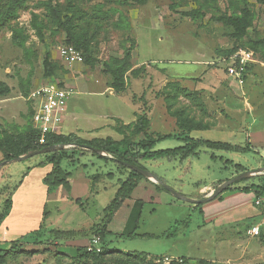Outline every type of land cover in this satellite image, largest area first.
Here are the masks:
<instances>
[{
	"label": "rangeland",
	"instance_id": "1",
	"mask_svg": "<svg viewBox=\"0 0 264 264\" xmlns=\"http://www.w3.org/2000/svg\"><path fill=\"white\" fill-rule=\"evenodd\" d=\"M44 3L57 5L62 16L75 17L79 24L77 30L87 32L92 39L95 62L73 65L62 59L60 50L66 44V31L53 23ZM194 10L202 11L203 16L193 20L183 14ZM244 10L252 13L253 23L248 35L236 40L232 36L233 27L215 17L239 14ZM34 14L38 15V23L44 25V40L33 26ZM15 22L29 36L26 42L28 53L12 41L11 26ZM262 37L264 4L257 0H147L145 3L135 0H26L18 17L0 29V81L11 87V93L0 98V124L17 123L22 129L26 127L27 118L16 114L8 119L7 116L11 115L4 111V107L18 111L25 102L29 106L19 82L31 77V91L56 84L73 90L68 103L69 129L64 127L65 132L74 130L86 139L95 136L121 138L115 126L122 122L115 116L132 120L133 112L141 113L144 108V95L151 109V132H156L157 136L175 133L176 124L167 113L163 97L173 91V87L167 84L177 81L181 86L198 91L206 107L204 112L198 106L199 102L183 96L175 100L174 109L184 108L190 116L209 124V128L195 131V136L246 146L250 143L244 129L249 124L264 126V59L260 51L250 45V41ZM131 45L133 67L144 65L146 73L139 78L130 77L125 92L117 93L110 86L112 78L105 70V61L121 58ZM234 47H237L236 51L246 50L254 59L242 80L227 70V63L235 53L231 55L227 51ZM47 53L59 66L52 76L45 74L43 60ZM179 145L181 142L177 139H168L161 141L157 148ZM197 152L185 160L157 159L143 164L161 180L164 178L172 188L191 198L200 196L207 186L232 178L235 169L228 161L241 164L247 170L264 167L262 146L249 152L212 151L207 147H201ZM2 159L0 151V161ZM41 159L42 156L36 155L1 168L0 210L22 174ZM61 164L72 172L76 184L73 195L65 200L62 192H57L58 188L47 194L39 187V171L29 174L25 187L18 189L13 196L16 208L0 229L1 241L21 238L41 224L42 233L50 229H89L88 223L101 222L104 209L115 198L121 185L120 179L129 173L128 169L121 168L122 176L114 161L90 153L83 156L80 163L63 159ZM98 174L102 176L94 182L92 178ZM257 175H264V172L253 176ZM145 180L146 177L140 180L137 189L142 190L148 185ZM139 192L135 190V197ZM150 193L149 190L144 192L141 206L134 211L127 206L130 201L124 203L108 224L115 230V227H121L125 234L132 233L133 236H117L115 232L104 241L91 235L54 245L29 243L26 249L34 251L32 254L10 258L5 264H114L118 260L116 255L125 253L155 258L168 256L172 261L185 258L188 260L186 264L264 262V201L255 208L260 213L245 214L242 206L236 213H223L224 221L216 224L214 221L205 223L204 213L195 203L190 204L173 194L174 200L166 202L157 196L150 197ZM223 195L207 203L223 205ZM243 195L249 193L243 192ZM80 197L82 205L76 202ZM135 197L132 195L129 199ZM43 202L47 204L46 215ZM228 214L234 216V220H227ZM252 222L261 226L260 236L249 235L248 224ZM95 237L99 238L97 246L101 250L107 247L112 252L102 262L81 258L77 254L78 247L87 246ZM1 241L0 247L4 248L6 244ZM162 260L163 264L172 262Z\"/></svg>",
	"mask_w": 264,
	"mask_h": 264
},
{
	"label": "trees",
	"instance_id": "2",
	"mask_svg": "<svg viewBox=\"0 0 264 264\" xmlns=\"http://www.w3.org/2000/svg\"><path fill=\"white\" fill-rule=\"evenodd\" d=\"M135 1L139 3H145L147 0ZM257 1L264 4V0ZM25 2L26 0H0V29L7 24H10L15 18L18 17V12L22 7H24ZM44 4L47 5V8L51 13V19L53 23L66 31V44L74 45L82 53L84 57L83 63L95 62V58L92 54V39L87 32L77 30L79 24L75 22V17L68 14L62 16L57 5L53 6L51 3ZM183 14L192 18L193 20H196L197 17L203 16L204 13L199 10H194L191 12H184ZM215 19L233 27L234 33L232 36L236 40L244 39L248 35V29L253 23V15L248 10H244L239 14L221 15L215 17ZM33 26L37 30V34L40 39L44 40V25L38 23V15L36 14L33 16ZM11 28L13 43L24 49L25 53H28L29 49L26 46V42L29 37L28 34L23 33L22 28L18 27L16 22L11 26ZM250 45L255 50L260 51L264 59V37L250 41ZM236 50L237 47H234L228 50L227 53L232 55L234 52H236ZM132 51L133 45L126 48L121 58H112L111 61H105V70L111 75L112 78L110 86L117 93L122 91L125 92L130 77L139 78L141 75L146 73V67L144 65L138 68L133 67ZM43 63L45 74L47 76H52L59 68L58 64L50 60V55L48 53L45 55ZM250 64V62L247 64L246 71L248 70ZM31 85V77L20 80L19 86L25 97H28L32 92ZM167 86L173 87V89H171L173 91H168L169 93L165 94L163 98L168 114L174 118L177 127L175 133L160 134L157 136L156 132H151V117L148 113L149 106L144 95L142 96L144 99V108H142L141 113L137 114L135 121L128 124L121 123V125L115 126V130L122 136L119 139L113 136L86 139L76 133L65 134L62 132L53 131L46 134V143L42 144L40 143L41 134L34 126V110L32 105H30V102V112L28 115H26L28 123L24 129H22L16 123H6L5 126L0 124V151L3 153L2 161L25 155L49 145L62 144L67 146V148L62 150L39 154L42 156V160L32 166H29L22 174V178H24L30 172L32 167L52 164L53 169L48 174H46L43 179V182L47 186V191L49 193L59 186H64L68 192L71 191V185L69 182L71 173L62 167L61 163L63 159H69L71 162H75V160L79 159L80 156H83L86 153H91L98 156L99 158L116 162L120 169L122 168L129 170V175L127 178L120 181L121 185L116 192L115 198L104 209L101 222L94 224L89 229H50L45 230L43 233L42 230L44 229L41 224L38 229L21 236V238L11 241V244L8 248H0V264H5L8 259L18 257L22 254H32L34 251L26 249V245L29 243H47L54 245L58 242L86 238L91 235H97L101 238V240H106L111 234V232L107 230V227L115 212L122 206L123 202L131 196L133 190L138 185L140 180L145 178L141 173L131 170L123 165L122 161H127L146 169L143 164L144 161L157 159L185 160L190 156L196 155L198 153V149L201 147H207L212 151L225 150L238 152H249L257 149V147H253L251 144L243 146L225 141L204 139L193 135L195 131L209 128V124L190 116L186 113L184 108L174 109V103L179 96H183L192 101L199 102L198 106L200 109L206 112L205 104L201 101L199 92L196 90H191L185 86H181L177 81L169 82ZM10 93V85L4 81H0V98H3ZM141 135L144 137L139 138ZM168 139H177L181 142V145L175 148H157V145L161 141ZM86 145L99 148L106 152L110 157L101 155L93 150L83 148ZM212 157H215V154H213ZM228 162L234 166V175L247 170V168L241 164H234L232 161ZM111 174L112 173H109V175ZM101 176V174H98L92 179L95 182L98 181ZM221 182L222 181H219L214 185L217 186ZM19 183L14 186L11 195L8 196L3 203V207L0 210V226L11 211L13 205V195L18 188ZM241 183L243 185H239ZM155 184L158 190L168 192V190L162 184ZM229 191L254 193L256 198H264V175L243 178L235 182L233 185H230L223 193ZM221 194L216 198H220ZM76 202L82 205L80 198H77ZM203 205L204 203H198L196 204V207L201 209ZM46 213L47 211L45 210L44 214L46 215ZM126 236L130 237L133 235ZM77 254L81 258L102 262L107 258L108 255L112 254V252H110V249L107 247L101 251H88L87 246H80L77 248ZM116 256H118V260L115 261L114 264H163V257L155 258L147 255H140L139 253L117 254ZM187 262V259L182 258V261L173 260L170 264H186ZM260 264H264V262Z\"/></svg>",
	"mask_w": 264,
	"mask_h": 264
},
{
	"label": "crops",
	"instance_id": "3",
	"mask_svg": "<svg viewBox=\"0 0 264 264\" xmlns=\"http://www.w3.org/2000/svg\"><path fill=\"white\" fill-rule=\"evenodd\" d=\"M74 64H76V63H74ZM73 64V65H74ZM236 79V78H235ZM186 87V86H185ZM188 88V87H187ZM144 94V93H143ZM6 101H8V99H5ZM28 101V100H27ZM25 102V101H24ZM31 104L30 105H32V108H33V110H34V107H35V103L34 102H32V101H29ZM68 103H69V101H68ZM68 103H67V105H66V107H65V111L63 112V119H62V121H61V123L58 125V127H57V130H58V132H62V133H65V134H69V133H76V134H78L77 132H75L74 130L72 131V130H68L67 132H65V131H63V128L64 127H66V129H69L68 127V120H69V118H70V110H69V106H68ZM163 105V104H162ZM165 106V105H164ZM143 108V107H142ZM165 108H166V106H165ZM151 109L149 108V111H150ZM167 110V109H166ZM4 111L6 112V113H9L11 116H7V118L9 119V117H16V114H21V116H23V117H25L26 118V115H28L29 114V112H30V108H29V106H28V104L25 102V105L21 108V109H19L18 111H16L15 110V108H12V107H8V106H5L4 107ZM149 111H148V113H149ZM18 112V113H17ZM134 114H133V117L134 118H132V120H130V119H128V121H126L125 119H123L122 117H120V116H115V118L117 119V120H121V122L123 123V124H128V123H131V122H133V121H135V119H136V117H137V114L139 113L138 111H134L133 112ZM168 113V112H167ZM0 117L2 118V115H0ZM0 118V119H1ZM8 122V121H7ZM10 122H13V121H10ZM17 124V123H16ZM19 125V124H18ZM20 126V125H19ZM151 126H152V119H151ZM21 127V126H20ZM214 127V126H213ZM244 129V128H243ZM245 130V132H246V137L248 138V140H249V143L253 146V147H257V149H259V146H262V147H264V126L263 127H257V126H251L250 124L247 126V128H245L244 129ZM194 135V134H193ZM80 136V135H79ZM95 137H98V136H95ZM144 136L143 135H141V136H139V138H143ZM119 139V138H118ZM219 141H222V140H219ZM226 142V141H225ZM233 144H235V143H233ZM255 151H256V149H255ZM87 154V153H86ZM86 154H84L83 156H85ZM91 154V153H90ZM83 156H80L79 157V159H77V160H75V162H73V163H80L81 162V158L83 157ZM42 160V159H41ZM40 160V161H41ZM71 161V160H70ZM37 163V162H36ZM116 163V162H115ZM116 165H117V163H116ZM53 169V165L52 164H45V165H39V166H34V167H32V169L30 170V172L24 177V178H21L20 180H19V182H21V183H19V185H18V188L16 189V191H18V189L19 190H21L22 188H24L25 187V184H26V182H27V180L26 179H28V178H26L29 174H33L36 170L37 171H39L38 173H39V187H41V189H43L45 192H47V194H49V192L47 191V186L44 184V182H43V179H44V177L46 176V174H48L51 170ZM67 170V169H66ZM117 170L121 173V175L123 176V172L121 171V169L118 167V165H117ZM67 171H69V170H67ZM70 173H71V175H70V177H69V182H70V185H71V191L70 192H68L65 188H64V186H59L58 187V189H57V192H62V193H60V194H62V196H63V199H68L69 198V196H72L73 195V193H74V189H75V180L73 179V175H72V172L71 171H69ZM110 173V172H109ZM128 175H129V173H128ZM90 176V175H89ZM235 176V175H234ZM86 179L88 178V177H86V176H84ZM127 178V177H126ZM126 178H122V179H120V181L121 180H124V179H126ZM85 179V180H86ZM146 179L147 180H145V182H146V184H148L147 186H145L142 190L141 189H137V186L135 187V189L133 190V192H132V194H131V196L133 195V197H135V190H140V192H139V194L135 197V199H133V200H131V199H129V198H127L124 202H123V204L125 203L126 204V202H128V201H130V203H127L128 205V207H132V210L134 211L138 206H141V201H143L142 199V197L143 196H145V194H144V192L146 191V190H149V191H151V193L149 194L150 195V197H154V196H157L158 198H161L162 200L164 199V201H166V202H171V201H173L174 200V197H173V195H171V193H170V195L168 194L169 193V191L167 192V191H160V190H158L157 188H156V182H154L152 179H150V178H147L146 177ZM226 180H228V179H226ZM226 180H224V181H226ZM214 185V184H213ZM213 185H210V186H207L206 188H204V190L202 191V194L200 195V196H198L197 198H199V197H204V196H207V195H209L210 193H211V191L213 190ZM151 186H153V188L152 189H150L149 187H151ZM16 191L14 192V194L16 193ZM30 192H32V191H30ZM206 193V194H205ZM153 194V195H152ZM223 194H225V195H223V201L221 202L223 205H219L218 203L216 204V202L215 203H207V204H204L203 205V207L200 209V211L202 212V213H204V222L206 223V222H208V221H214L216 224H220V223H222L224 220V218L225 217H223V215L224 214H227L228 212L230 213V214H233V213H236L238 210L237 209H240V208H238V207H242V206H244L241 210H243V212H245V214H253V215H255V213L257 214V213H260V212H256V209L255 208H257V206H259V205H261L262 204V202L264 201V198L263 197H260V198H256L255 197V194L254 193H249V195H247V196H244L243 195V192H233V193H230V194H226V193H223ZM14 196V195H13ZM244 198H243V197ZM147 197H149V196H147ZM146 197V198H147ZM80 199H81V197H80ZM258 199H260V203H257V200ZM141 200V201H140ZM188 202V201H187ZM190 203V202H189ZM122 204V205H123ZM191 204V203H190ZM45 206H47V204H45V202H43V207H44V211H45ZM16 208V203H15V199L13 198V205H12V208H11V211H10V213L8 214V216L5 218V220L3 221V223H2V225L0 226V229L2 228V226H4L6 223H7V221L10 219V217H11V213H13L14 212V209ZM198 208V207H197ZM226 208H231V210H228L227 211V209ZM235 208V210H232V209H234ZM13 210V211H12ZM131 210V209H130ZM226 211V212H225ZM224 213V214H223ZM230 214H228L226 217H227V220H234V216H229ZM116 215V214H115ZM220 215H222V216H220ZM252 215V216H253ZM220 216V217H219ZM217 217V218H216ZM95 223L94 222H90V223H88V225H89V228L90 227H92L93 225H94ZM125 224H127V222H125ZM254 225H257V226H259V223H256V222H252V223H249L248 224V233H249V235L250 236H253L251 233H250V230H251V228L254 226ZM260 228H261V226H259ZM39 228V227H38ZM38 228H36V229H38ZM116 228V230L115 229H112L111 227H110V225H108V227H107V230L108 231H110L111 232V234H115V232H116V235L117 236H120V235H127V234H125L124 232H123V228H121V227H115ZM36 229H34V230H36ZM78 230H80V229H78ZM262 232V231H261ZM27 233V232H26ZM132 233H130V234H128V235H131ZM154 235V234H153ZM261 235V234H260ZM260 235H258V236H260ZM21 236H23V235H21ZM13 240H15V239H6V240H4V241H1V239H0V241L1 242H5V246H4V248H8L9 246H10V244H11V241H13ZM77 240V239H76ZM69 241V240H68ZM0 248H2V247H0ZM168 257V256H167Z\"/></svg>",
	"mask_w": 264,
	"mask_h": 264
},
{
	"label": "built area",
	"instance_id": "4",
	"mask_svg": "<svg viewBox=\"0 0 264 264\" xmlns=\"http://www.w3.org/2000/svg\"><path fill=\"white\" fill-rule=\"evenodd\" d=\"M61 57L69 64L83 63L84 57L82 53L74 46L65 44L60 50ZM227 63V70L229 74L242 80L246 74L247 64L254 59L251 53L244 49L236 51ZM73 94V90L65 85H43L32 90L27 97L28 101L35 103L33 122L35 128L40 132V143H46V134L50 132H58L57 127L63 119V112L65 107ZM260 203V199L257 200ZM250 233L253 236L261 234L260 227L254 225ZM99 238L95 237L91 243L87 245L88 251H101L98 247ZM164 261L170 263V257H163ZM182 261V259H179Z\"/></svg>",
	"mask_w": 264,
	"mask_h": 264
},
{
	"label": "water",
	"instance_id": "5",
	"mask_svg": "<svg viewBox=\"0 0 264 264\" xmlns=\"http://www.w3.org/2000/svg\"><path fill=\"white\" fill-rule=\"evenodd\" d=\"M71 146H74V145H71ZM64 148H67V146L62 145V144H54V145L46 146V147H44L42 149H39V150L32 151V152L27 153L25 155L14 157L12 159L3 160V161L0 162V170H1V168L3 166H5V165H7V164H9L11 162L21 161V160H24V159H27V158L34 157V156L39 155V154H45V153H49V152H53V151H57V150H62ZM83 148L89 149V150H93V151H95V152H97V153H99L101 155L110 157L106 152L102 151L99 148H95V147L89 146V145H86ZM122 164L125 165L126 167H128L131 170H134L136 172L141 173L144 177L150 178L154 182L162 184L176 198L184 200V201H188V202H191V203H195V204L207 203V202L215 199L221 193H223L233 183H235V182H237V181H239V180H241L243 178H246V177L253 176V175H256V174L264 172V167H259V168L255 169V170L244 171L242 173H239V174L233 176L232 178H230V179H228L226 181L221 182L219 185H217L211 191V193L209 195H207V196H205L203 198H191V197H188V196L182 194L181 192L175 190L170 185H168L165 181H163L159 177H157L153 172H151V171H149V170H147L145 168H142V167H140V166H138L136 164H133V163H130V162H127V161H122Z\"/></svg>",
	"mask_w": 264,
	"mask_h": 264
}]
</instances>
